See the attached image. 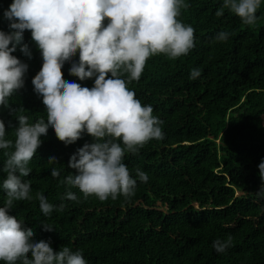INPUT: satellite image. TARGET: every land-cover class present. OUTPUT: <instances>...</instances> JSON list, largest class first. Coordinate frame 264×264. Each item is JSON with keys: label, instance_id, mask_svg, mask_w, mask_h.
Masks as SVG:
<instances>
[{"label": "trees", "instance_id": "1", "mask_svg": "<svg viewBox=\"0 0 264 264\" xmlns=\"http://www.w3.org/2000/svg\"><path fill=\"white\" fill-rule=\"evenodd\" d=\"M12 2L0 0L5 33L11 30L3 14ZM221 6L222 0H184L178 19L194 28V48L175 59L150 57L140 78L127 84L142 105L152 106L163 133L136 154H125L123 163L137 179L133 196L85 198L64 183L74 174L71 156L94 142L87 133L71 145L59 141L52 128L41 137L31 172L22 177L30 182L32 199L14 201L9 210L33 230V241H50L56 252L64 246L80 250L87 264H264V182L258 168L264 161V0L250 26L228 10L217 17ZM221 31L230 33L228 40L214 43ZM25 46L30 54L21 51ZM12 55L28 66L23 87L8 98L7 107L0 106L5 139L14 142L19 115L34 124L47 122V112L32 84L43 60L29 30ZM78 62V53L65 62L63 79L93 87L95 77L81 81L69 74ZM193 69L201 73L196 79H190ZM121 78L128 80L126 73ZM5 151L11 149H0V169ZM51 157L57 164L48 163ZM53 167L59 177L51 176ZM137 168L147 181L136 177ZM5 178L0 171V207ZM68 192L77 199H66ZM37 193L53 205L47 216ZM228 236L231 245L218 253L213 242Z\"/></svg>", "mask_w": 264, "mask_h": 264}, {"label": "clouds", "instance_id": "2", "mask_svg": "<svg viewBox=\"0 0 264 264\" xmlns=\"http://www.w3.org/2000/svg\"><path fill=\"white\" fill-rule=\"evenodd\" d=\"M260 5L261 0H222L215 14L220 17L228 10L250 26ZM183 6L184 0H13L4 12L11 31H0V106L7 107L8 98L23 87L28 66L12 53L29 30L43 60L32 84L47 112V122L40 119L34 124L19 115L14 142L5 139V124L0 120V149H11L3 153L6 160L0 169L6 173L2 185L6 199L0 207V261L4 264H87L80 250L64 246L56 252L50 241H33V230L9 215V210L14 201L32 199L30 182L22 177L30 174L29 162L49 128L65 145L74 144L84 133L94 141L71 156L68 167L74 174L64 183L78 188L85 198L95 196L101 201L134 195L137 179L123 163L125 154H136L148 141L162 139L163 133L152 106L142 105L127 84L140 78L150 57L164 54L175 59L194 48V28L178 19ZM229 35L221 31L213 42H225ZM21 51L30 54L27 46ZM77 53L79 62L72 63L69 74L81 81L95 77L91 88L63 79L65 62ZM124 73L127 81L121 78ZM200 74L193 69L190 79ZM48 163L57 164V160L51 157ZM258 168L264 182V161ZM135 172L140 181H147L145 172L139 168ZM59 175L53 167L51 176ZM36 199L46 216L53 211L43 194L37 193ZM66 199L77 197L68 192ZM63 208L61 204L57 210ZM231 243V236L217 239L213 248L222 253Z\"/></svg>", "mask_w": 264, "mask_h": 264}, {"label": "rangeland", "instance_id": "3", "mask_svg": "<svg viewBox=\"0 0 264 264\" xmlns=\"http://www.w3.org/2000/svg\"><path fill=\"white\" fill-rule=\"evenodd\" d=\"M209 139H211V140H213L215 142H218V139L217 138L216 139L209 138Z\"/></svg>", "mask_w": 264, "mask_h": 264}]
</instances>
